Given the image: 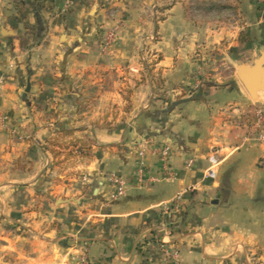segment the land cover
Returning a JSON list of instances; mask_svg holds the SVG:
<instances>
[{
    "label": "crops",
    "instance_id": "0c3cea01",
    "mask_svg": "<svg viewBox=\"0 0 264 264\" xmlns=\"http://www.w3.org/2000/svg\"><path fill=\"white\" fill-rule=\"evenodd\" d=\"M22 1L23 23L0 0V264H78L83 254L90 264H150L139 244L161 208L192 195L190 230L164 242L185 245L182 264L264 245L257 105L237 75L209 85L190 77L201 48L235 37L241 21L235 34L205 30L212 20L194 24L176 0ZM242 3L250 27L258 9ZM145 49L158 55L148 78ZM112 175L126 179L115 200Z\"/></svg>",
    "mask_w": 264,
    "mask_h": 264
},
{
    "label": "rangeland",
    "instance_id": "374dc122",
    "mask_svg": "<svg viewBox=\"0 0 264 264\" xmlns=\"http://www.w3.org/2000/svg\"><path fill=\"white\" fill-rule=\"evenodd\" d=\"M176 1H178L180 5L184 4L185 7H187L189 19L197 25L207 21V17L205 16V11L203 9L204 7L209 6V4L215 3L217 5L230 6L235 10L234 15L232 13L224 14L220 20L211 21L212 23L209 24L210 26H205V30L212 29L216 31L220 28L221 30L230 31L236 20H240L242 23L240 24V26L242 25V30L240 33H236L235 37L227 36L225 40L219 41L220 36H218L216 42H213L212 44L213 47H208V49H206L204 46L205 50L201 48V52L196 54V57L194 58L196 61V68L191 73L190 77L197 82H202L201 85L223 83V81H227L231 77H236V68L242 64H251L254 57H257L258 52L264 49V0ZM242 1H246L249 5H252V7L255 6L258 9L257 21L250 27L247 26V24H249L248 13L245 11V8L241 6L243 5ZM133 2L135 4V1H132V3ZM142 2H137V4L141 6ZM165 2L170 3L171 0H166L164 3ZM10 5V9L19 14L18 19L21 23H23V10L26 9L25 3L22 0H10ZM161 5L163 4L161 3ZM66 7L67 3L62 4L58 10L60 15L66 13ZM71 7L72 6H70V8ZM138 10L139 9H135V11ZM149 10L150 8L146 9L145 13H148L147 11ZM230 32H233V30ZM233 33L235 34V31ZM152 41L154 40L147 41V47L148 42L152 43ZM145 43L143 44V48L146 46ZM152 53V51L147 49L144 50L145 55H150ZM154 70V67L143 69L142 74L147 76H145V78H148V76L152 77ZM158 80L159 81L156 86L160 90H164V80L161 77ZM256 105L257 106H254L255 113L251 114V116L254 117V126L250 133L254 137L261 132H264V106L261 103H256ZM259 113L263 119L258 117ZM142 150L143 149L141 148L137 153L139 159V154ZM139 167L140 168L137 172L138 179L141 178L140 175H143L140 172L141 168L144 167L141 165V160L139 161ZM111 177H118L124 180L126 184V179L117 175L108 177L109 184H111ZM83 181L87 182V178H84ZM192 198H194L193 195ZM192 198L190 197V200H188V197L187 201L182 203L181 197H178L170 205L161 208L159 214L160 219L153 228L154 231H152L151 236L139 244V250L146 262L150 264H182L179 260V256L183 252V247L185 245L180 242L178 243L177 241L170 244H166L164 242L167 238L185 235L187 234V231L190 230L187 226L189 223L187 216L189 215V208L195 203V199ZM171 246H173V248H170ZM77 263L90 264V261L87 259L86 254H83ZM219 264H264V245L256 244L244 246L239 254L236 255L235 253L229 258L219 261Z\"/></svg>",
    "mask_w": 264,
    "mask_h": 264
},
{
    "label": "built area",
    "instance_id": "2783aa9c",
    "mask_svg": "<svg viewBox=\"0 0 264 264\" xmlns=\"http://www.w3.org/2000/svg\"><path fill=\"white\" fill-rule=\"evenodd\" d=\"M70 8V3H67V7L65 8L67 11L68 9ZM158 61V55L155 54V53H152L150 55H146V62L143 66V69H149L151 66L154 65V63ZM2 85V81L0 80V87ZM260 119H263L262 116H260V113H259V116H258ZM262 128V127H261ZM255 138L261 143L264 145V132H261L260 134H258L257 136H255ZM140 160H141V165H143V159L145 158V150L143 149L140 154ZM161 157H162V160L165 162V163H168L169 159L171 158V149L169 147H165L162 151H161ZM193 162L192 161H189L188 164H187V167L189 169H191L193 167ZM219 167V162L213 158L211 160V166L209 167V169H207L206 173H205V176L206 178L208 179H215L216 178V175H217V168ZM141 174H143L144 170L143 168H141ZM144 175V174H143ZM152 182H155L156 180L155 179H151ZM110 183L111 185L113 186L114 188V194L112 195V199H119L121 197L124 196L125 194V182L124 180L118 178V177H111L110 178Z\"/></svg>",
    "mask_w": 264,
    "mask_h": 264
},
{
    "label": "water",
    "instance_id": "95a60500",
    "mask_svg": "<svg viewBox=\"0 0 264 264\" xmlns=\"http://www.w3.org/2000/svg\"><path fill=\"white\" fill-rule=\"evenodd\" d=\"M236 75L255 103L264 106V49L258 52L251 64L239 65Z\"/></svg>",
    "mask_w": 264,
    "mask_h": 264
},
{
    "label": "trees",
    "instance_id": "16d2710c",
    "mask_svg": "<svg viewBox=\"0 0 264 264\" xmlns=\"http://www.w3.org/2000/svg\"><path fill=\"white\" fill-rule=\"evenodd\" d=\"M205 16L207 20H220L224 14L232 13L235 14V10L230 6L217 5L215 3L209 4L204 7ZM165 17H162L160 21H163Z\"/></svg>",
    "mask_w": 264,
    "mask_h": 264
}]
</instances>
